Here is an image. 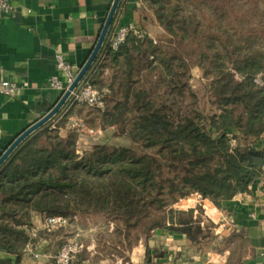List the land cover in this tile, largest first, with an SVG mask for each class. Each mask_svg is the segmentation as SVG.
I'll return each mask as SVG.
<instances>
[{
  "label": "trees",
  "instance_id": "obj_1",
  "mask_svg": "<svg viewBox=\"0 0 264 264\" xmlns=\"http://www.w3.org/2000/svg\"><path fill=\"white\" fill-rule=\"evenodd\" d=\"M144 3L172 42L198 45L210 109L198 105L184 55L133 33L114 51L110 31L100 68L116 70L91 84L112 94L89 126L131 146L63 137L53 127L66 123L61 113L25 139L0 167V254L24 253L34 215L99 216L115 233L166 229L197 241L206 232L191 218L168 225L171 206L192 194L231 201L264 178V0Z\"/></svg>",
  "mask_w": 264,
  "mask_h": 264
},
{
  "label": "crops",
  "instance_id": "obj_2",
  "mask_svg": "<svg viewBox=\"0 0 264 264\" xmlns=\"http://www.w3.org/2000/svg\"><path fill=\"white\" fill-rule=\"evenodd\" d=\"M113 1L11 0L12 13L0 20V81L15 82L21 92L14 97L0 93V156L59 102L61 92L48 87L53 77L64 80L57 70L56 56L63 55L75 72L80 71L99 39ZM127 25H137L145 38L158 44L172 43L171 36L157 23L144 0H121L109 41L118 29ZM104 59L100 52L86 81L91 83L97 74L110 81L116 68L111 63L100 68ZM98 89H107L110 92L107 100L111 97L108 84ZM92 110L67 102L59 112V119L67 123L69 117H77L89 125ZM66 123L58 126L63 137L69 133ZM113 132L114 129L103 131L102 138ZM98 218L101 217L79 216L69 226L48 234L44 230L45 218L34 215L29 233L34 232L35 236H31L24 253L20 257L0 254V259L9 260L10 264H57L54 256L66 236L99 232L101 228L91 224ZM190 218L205 232L211 224L212 238L210 233H203L193 241L188 234L158 229L127 254L125 263L103 256L100 251H85L78 255L75 264H264V178L251 185L249 193L231 201L207 202L192 194L167 212V223L171 226ZM113 231V225H109L107 232ZM34 252L40 256L33 257Z\"/></svg>",
  "mask_w": 264,
  "mask_h": 264
},
{
  "label": "built area",
  "instance_id": "obj_3",
  "mask_svg": "<svg viewBox=\"0 0 264 264\" xmlns=\"http://www.w3.org/2000/svg\"><path fill=\"white\" fill-rule=\"evenodd\" d=\"M12 10L13 6L11 0H0V20L11 14ZM132 33L139 39H144L146 37V34L137 25L123 26L112 35L109 41L111 49L118 51L120 47L126 42L127 37ZM155 43L157 42L155 41ZM56 61L57 70L63 76L64 80H60L59 77H53L49 81L48 87L50 90L61 92L62 97L65 91L75 80L79 71L75 72L61 54L56 56ZM20 92L21 88L15 82L7 80L0 81L1 94L8 97H14ZM109 95L110 92L107 89H98L88 81L84 80L72 92L67 102H72L76 105H82L103 111L107 106V98ZM66 130L69 133L86 135L92 141H98L102 139L103 134L102 130L91 128L85 120L77 117L68 118ZM230 138L233 145H235L236 140L234 139L233 135H230ZM77 219L78 216H74L73 218L48 217L45 218L44 221V230L53 232L60 229L61 227L66 226L71 220ZM31 236H35L34 232L31 233ZM83 250V243L77 238H71L64 243V245L54 256V259L57 264H75L78 255H80ZM39 256L40 255L38 253H33V257L38 258Z\"/></svg>",
  "mask_w": 264,
  "mask_h": 264
},
{
  "label": "rangeland",
  "instance_id": "obj_4",
  "mask_svg": "<svg viewBox=\"0 0 264 264\" xmlns=\"http://www.w3.org/2000/svg\"><path fill=\"white\" fill-rule=\"evenodd\" d=\"M262 24L264 25V22ZM165 45L174 49L179 55H184L189 60L192 66L191 79L189 81V84L192 90L198 95L199 107L206 110L210 109V103L206 95L207 84H208L207 80L203 78V72L194 65L198 59V45H196L195 43H176V42H172L171 45L169 44H165ZM259 83L263 85L262 82L259 81ZM55 126L58 127V124L55 123L53 127ZM100 141L110 146H128V147L131 146V144L127 140L118 137L115 132L109 133L106 136L104 135L103 138L100 139ZM72 221L75 220H71L64 227L69 226L72 223ZM91 224H93L97 228H101L100 230H98L99 232L72 233L69 236H66V238L63 240L62 246L67 240L71 238H77L84 245L83 252L92 251L99 253L100 251V253H102L103 256H110L112 259L121 260L123 261V263H125L128 261L127 254H129L132 251V249L141 242V240L144 239L148 240L149 237H151L154 233V232L153 233H142V232L115 233L114 231L112 233H108L107 228L109 229V224H107L103 218H98V220L91 222ZM64 227H61L60 229ZM60 229L53 232H48V231L46 232L48 234H52L54 232L59 231ZM213 229L214 227L211 224L206 229V233H210L209 234L210 238H212L213 236L211 234L213 233Z\"/></svg>",
  "mask_w": 264,
  "mask_h": 264
},
{
  "label": "water",
  "instance_id": "obj_5",
  "mask_svg": "<svg viewBox=\"0 0 264 264\" xmlns=\"http://www.w3.org/2000/svg\"><path fill=\"white\" fill-rule=\"evenodd\" d=\"M121 0H114L107 16V19L104 23L103 29L100 33L99 39L90 55L86 63L78 72L75 80L69 86V88L65 91V93L60 98L59 102L54 106V108L47 113L42 119L31 125L28 129H26L21 135H19L15 141L6 149V151L0 156V167L7 161V159L11 156V154L15 151V149L30 135L44 127L47 123H49L65 106L72 92L78 87V85L86 79L88 72L90 71L93 64L96 62L113 25L117 10L119 8Z\"/></svg>",
  "mask_w": 264,
  "mask_h": 264
}]
</instances>
